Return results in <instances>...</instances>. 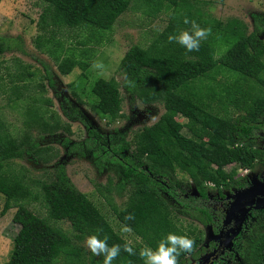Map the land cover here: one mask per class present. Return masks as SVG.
<instances>
[{
  "label": "trees",
  "instance_id": "obj_1",
  "mask_svg": "<svg viewBox=\"0 0 264 264\" xmlns=\"http://www.w3.org/2000/svg\"><path fill=\"white\" fill-rule=\"evenodd\" d=\"M40 1L44 7L38 17V26L50 35L45 39L37 37L34 46L51 59L62 76L74 68L81 74L86 72L94 59L95 47L107 43L104 35L111 32L116 19L128 9L131 1L145 6L150 13L159 11L164 2L176 6V0ZM182 2V6L189 10L187 4L184 6L185 1ZM218 27L216 24L212 31L217 35L226 33L231 40L225 54L218 60L213 59V49L207 41H202L199 51L194 52H188L178 43H170L168 36L175 34V27L169 23L160 34L161 43L157 40L146 48L133 45L123 54L117 65L120 85L113 78H97L91 84L90 95L96 102L89 104L88 108L100 120L112 119L119 113V88L143 105H162L164 112L159 119L134 133L131 142L120 137L115 143L111 136L90 129L77 109L71 113L61 109L65 117L77 119L85 126L87 138L83 145L104 156L110 155L119 175L116 193L127 188L121 208L106 197L105 200L117 222L130 227L141 244L132 245L137 255L129 256L121 250L112 264H144L138 255L139 250L145 246L155 248L168 233L187 235L195 241V250L190 254L182 253L179 264L197 261L207 249L200 246L199 237L183 234L172 221V214L209 227L216 234L223 221L225 204H214L204 184L210 183L216 196L224 199L223 189L229 191L233 187L240 190L245 186L221 168L224 163H234L241 170L251 169L255 162L264 167V43L257 38L264 32V16L252 18V32L249 34L235 21ZM61 28L85 30L89 34L82 42L65 46L53 36ZM157 43L161 46L157 47ZM12 50L24 54L18 38L0 37V55ZM44 71L48 85L52 86L47 70ZM211 71L214 75L221 71L234 79L225 91V99L240 112L234 118L214 113L209 103L214 97L220 101V94H214L213 88L205 87L207 90L202 91L196 85ZM125 75L135 82L134 88L125 85ZM253 85L260 88L258 95H252ZM210 90L212 93L207 94ZM76 101L80 102L77 98ZM177 116L185 120L183 127L188 136L181 135L169 124V120ZM42 128L44 133H54L59 125L42 122ZM259 143H262L260 147ZM46 150L33 143L27 134L12 139L0 132V195L4 199L1 214L14 208L11 222L18 226L4 264H58L59 261V264H103V255L83 254L76 244L83 242L88 235L96 234L98 228L103 229L100 238L109 237V246L119 244L123 248L127 242L75 189L63 166L56 165L46 181L37 183L34 188L10 166L11 160L25 156L40 158ZM174 167L186 174L187 182L174 176ZM29 202H39L49 220L67 222L72 235H66L34 215L24 205ZM128 214L134 219L125 220ZM252 228L245 240L237 238L234 249L239 256L245 253L251 264H264V221L259 220ZM227 255L232 258L231 254Z\"/></svg>",
  "mask_w": 264,
  "mask_h": 264
},
{
  "label": "rangeland",
  "instance_id": "obj_2",
  "mask_svg": "<svg viewBox=\"0 0 264 264\" xmlns=\"http://www.w3.org/2000/svg\"><path fill=\"white\" fill-rule=\"evenodd\" d=\"M183 1L184 6H189V10L182 6V0H176V6L164 2L159 11L154 13L131 1L128 9L116 19L111 32L104 35L107 43L102 47H95L94 59L86 72L81 74L74 68L68 75L62 76L56 71L51 59L34 46L37 37L45 39L50 35L38 26V17L44 4L40 0H0V37L18 38L21 51L24 52L22 54L12 50L0 55V132L12 139L27 134L33 143L38 144L41 149H47L41 153L40 158L25 156L11 160V168L17 174L23 175L34 188L37 183L46 181L56 165H62L65 175L75 189L97 208L120 238L127 243L131 242L132 245L141 243L131 232L122 231V225L117 222L105 200L106 197L117 208H121L127 193L126 187L121 193H116L119 175L109 159L110 155L104 156L103 153L83 145L87 138L85 126L77 119L65 117L61 109L69 113L77 109L90 129L97 134L111 136L115 143L119 142L120 137L131 142L134 133L153 125L159 119L164 112L161 104L143 105L119 88L120 110L114 118L100 120L88 108L89 104L96 102L90 95V86L97 78H113L118 85L121 84L117 65L129 47L137 45L146 48L156 43L169 23L174 24L175 34L182 30L190 31V24L183 22L187 18L189 21H196L202 28H211V34L203 41L208 42L213 49V59L218 60L225 54L231 40L226 33L217 35L212 31L216 24L220 29L227 22L235 21L249 34L252 32V18L264 16V0ZM88 34L85 30L61 28L53 36L66 46L82 42ZM257 38L264 43V32L259 33ZM159 43L156 44L157 47L161 46ZM252 60L256 61L253 58ZM44 69L48 72L52 86L47 83ZM213 75V71L209 72L207 77L196 85H199L202 91L207 87L213 88L214 94H220V101L214 97L209 103L214 113L221 117L234 118L240 112L225 99L226 88L234 79L221 71ZM259 92L260 88L253 85L252 95H258ZM210 93L211 90L207 94ZM235 98L239 97L235 95ZM237 105L240 106L239 103ZM42 122L57 123L59 128L54 133H44ZM184 123L185 120L178 116L169 120V124L181 135L188 136L183 127ZM261 145L262 143H259L258 146ZM221 168L239 183H248V186L255 185L258 188L245 195L242 193L244 191L238 192L233 187L229 191H221L226 204L222 208L225 223L219 230V235L213 234L209 227L172 214V221L183 234L191 233V237H199L201 247H209L197 262L191 264H202L208 259L214 261L223 253H226L225 256L217 261V264H251L244 252L242 256L235 252L234 242L238 237L245 240L248 232L253 230L252 225H258L259 220L264 221V167L255 162L251 169L241 170L237 169L234 163L227 162ZM173 173L182 182L188 181L186 174L176 167ZM204 185L210 199L221 201L210 183ZM190 193L194 195L193 190H190ZM3 201L0 195V264L7 261L12 249V239L18 230V226L11 222L14 208L1 214ZM24 205L52 227L68 236L72 235L69 224L65 221L49 220L39 202ZM76 245L82 249L83 254L90 252L85 240ZM228 253L232 255L231 259Z\"/></svg>",
  "mask_w": 264,
  "mask_h": 264
},
{
  "label": "clouds",
  "instance_id": "obj_3",
  "mask_svg": "<svg viewBox=\"0 0 264 264\" xmlns=\"http://www.w3.org/2000/svg\"><path fill=\"white\" fill-rule=\"evenodd\" d=\"M190 24L191 30H182L178 34H170L168 41L175 42L184 47L188 52L199 51L201 41L207 39L211 34V28H202L196 21H189L187 18L183 21ZM125 85L134 88L135 82L124 76ZM134 216L128 214L125 220H133ZM122 231L129 233L132 231L127 225L122 226ZM103 232L102 228L96 230V234L88 235L85 238V245L94 256L103 255V264H112L119 255L121 250L129 256L137 255L136 250L131 242L125 243L123 248L119 244L109 246L107 235L100 238L99 233ZM195 250V241L187 235H177L168 233L165 237L157 242L155 248L145 246L139 250V257L144 264H179V257L182 253H192Z\"/></svg>",
  "mask_w": 264,
  "mask_h": 264
},
{
  "label": "flooded vegetation",
  "instance_id": "obj_4",
  "mask_svg": "<svg viewBox=\"0 0 264 264\" xmlns=\"http://www.w3.org/2000/svg\"><path fill=\"white\" fill-rule=\"evenodd\" d=\"M245 186L244 187H242L240 190H243V189H246L247 187H248V183H246V184H244ZM236 190V189H235ZM240 190H236V191H240ZM220 199V198H219ZM214 204H226V200L225 199H221V201H219V200H217V201H215L214 202ZM221 229V227L218 229V231H217V233L216 234H218V232H219V230ZM214 234V233H213ZM205 249H207V251H208V249H209V247H207V248H205ZM206 251V252H207ZM205 252V253H206ZM204 253V254H205ZM224 254H226V253H223V255H220V256H217V259H215L214 261H211L212 259H208V260H206L204 263H202V264H212L213 262H216V261H220V259L223 257V256H225ZM202 256V255H201ZM201 256L199 257V259L201 258ZM198 259V260H199ZM197 260V261H198ZM197 261H191L190 260V262L188 263V264H191V262H197ZM194 264V263H193Z\"/></svg>",
  "mask_w": 264,
  "mask_h": 264
},
{
  "label": "water",
  "instance_id": "obj_5",
  "mask_svg": "<svg viewBox=\"0 0 264 264\" xmlns=\"http://www.w3.org/2000/svg\"><path fill=\"white\" fill-rule=\"evenodd\" d=\"M257 188H258V186L252 185V186H248L246 189H243V190H240V191H244V192H242V193H244V195H245V194H247L248 192H253V191L257 190ZM238 192H239V191H238ZM239 195H241V194H239ZM236 197H238V196H236ZM223 218H224V217H223ZM224 223H225V219H223L222 224H221V227L223 226ZM216 235H219V233L216 234Z\"/></svg>",
  "mask_w": 264,
  "mask_h": 264
}]
</instances>
